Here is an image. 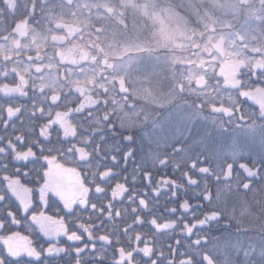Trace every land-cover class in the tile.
<instances>
[{
	"label": "snow or ice",
	"instance_id": "6c2138e0",
	"mask_svg": "<svg viewBox=\"0 0 264 264\" xmlns=\"http://www.w3.org/2000/svg\"><path fill=\"white\" fill-rule=\"evenodd\" d=\"M0 93V264H236L264 251V232L247 249L210 234L252 230L264 165L205 162L264 141V0H0ZM205 113L244 143L195 128ZM121 118L163 141L189 123L206 154L129 173L131 149L102 148Z\"/></svg>",
	"mask_w": 264,
	"mask_h": 264
},
{
	"label": "flooded vegetation",
	"instance_id": "af4514ba",
	"mask_svg": "<svg viewBox=\"0 0 264 264\" xmlns=\"http://www.w3.org/2000/svg\"><path fill=\"white\" fill-rule=\"evenodd\" d=\"M13 3H15V0H13ZM2 95L3 94L0 93V96ZM136 103L141 107L142 110L149 112L151 111V109L146 108V106L141 101L137 100ZM181 103L184 105L195 104L196 97L187 96L181 101ZM187 108L189 109V112L193 111L190 107ZM169 111L170 109L162 110L161 117H163L164 114L167 115ZM205 115L206 113L201 114L199 117L195 115L193 116L196 119H204ZM125 121L126 120H124V118H121L117 122V129L115 132L105 129L103 133L105 141L102 143V148L109 153L115 151L118 156L131 149L135 163L132 161L129 162V173H132L134 169L139 166L142 170L152 171L153 175L155 176L165 170L161 168L159 164V161L165 156H167L169 159V164L166 166L167 170L170 172L174 171L173 166L180 163L174 160L175 157L178 159L180 158V156L176 155L174 150V145L172 143L174 140L163 141L155 137L153 135V125L150 121L140 125L139 128L129 131L122 128V126L125 124ZM125 137H130V139H125ZM49 214L56 215V208L53 207L49 211ZM215 228H221V225H217ZM23 234L27 235L28 233L24 232Z\"/></svg>",
	"mask_w": 264,
	"mask_h": 264
},
{
	"label": "rangeland",
	"instance_id": "374dc122",
	"mask_svg": "<svg viewBox=\"0 0 264 264\" xmlns=\"http://www.w3.org/2000/svg\"><path fill=\"white\" fill-rule=\"evenodd\" d=\"M5 15H7V12H5ZM246 110H247V108H246ZM170 111H171V109H170ZM183 111L185 113H189V114L192 113V112H189V109L186 106L183 107ZM166 117H167V115L164 114V116L161 117V119L162 118L164 119ZM193 120H194V123H195V128H199V129H201V131H203L205 129H208V130L211 131V139L214 142H220V143L232 142L233 144H235V138H240L241 143H244V141L246 139L244 137V134H243V132H242V130L240 128H236V127H232V126H229V125H225L224 128L219 130L217 128L210 127V125H208V124H206L204 122L203 118L196 119L193 116ZM145 123H141L136 118H132L130 120H126L125 124H124V126H122V128H124V129L129 131V130H133V129L139 128L140 125L145 124ZM189 127H192V125L189 124V123L181 124L179 133H177L175 131V127L174 126L172 127V131L169 133V135L171 137L169 140L170 141L174 140L172 142L173 145H174V150L176 149L177 146H180V144H181L179 142V139L181 137H183V136L186 138L185 135L188 134L187 130H188ZM231 129L233 130V132H232ZM226 132L227 133L231 132V133L227 134ZM153 135L155 137H157L154 132H153ZM188 139L191 140L190 143L193 146H195V147L197 146L199 148L200 152L204 153L202 151V148H201L200 144L196 142L194 136L188 135ZM186 148L187 147H184L185 151L190 153L191 157H193L194 156L193 151H195V150H191L190 151V150H187ZM184 149L182 151H184ZM246 149L247 150H245V148L237 147L234 150L225 153L223 156H230L231 158H240V157H243V155H244V158L248 156V159L250 161L251 160H256V159H261L262 164H264V141L262 142L259 139H257V140L248 139L247 140V144H246ZM231 158H230V160H234V159H231ZM177 161H179V160H177ZM182 163H180V164H182ZM251 221L254 222L253 219H251ZM251 228L255 229L254 225H252ZM260 239H261L260 234L252 230L249 233H244V234H242L240 236L238 235L235 239L231 238L229 240L234 241L239 246L243 247L244 249H247L249 247L255 248L256 247V243L255 242L259 241ZM209 247L211 249H214L216 247V245H210ZM249 256H251V259H249ZM241 261H242V264H264V251H257L256 255H254V256L251 253H248V255H243L242 257H237L236 258V264H241ZM223 264H227L226 259L223 262Z\"/></svg>",
	"mask_w": 264,
	"mask_h": 264
},
{
	"label": "trees",
	"instance_id": "16d2710c",
	"mask_svg": "<svg viewBox=\"0 0 264 264\" xmlns=\"http://www.w3.org/2000/svg\"><path fill=\"white\" fill-rule=\"evenodd\" d=\"M232 132H233V130H232ZM230 133L231 132H228L227 134H230ZM185 136H186V138L183 136V137H181L179 139V142L181 143L180 147H181L182 150L184 149V147H187L186 149L190 150V151L191 150H195V151H193L195 157L194 156L191 157L190 153L185 151V149H184V151L181 150L180 152H176L175 151L176 155L180 156V158L178 159V158L175 157L174 160L175 161L179 160L177 162H180V163L183 162L181 165L184 166V167H186L188 160L196 159V157L198 158L200 155H205V153L200 152V150H199V148L197 146L195 147V146H193L190 143L191 140L188 139V134L185 135ZM229 157L230 156H223V155L220 156V157H210L205 162L210 164V165H212V166H216V165H219V164L223 163L225 160L232 161V162H238L240 160H244L245 162L251 164L252 166H256L258 164L259 165H264V164H262L261 159H256V160H251L250 161L248 159V156L244 158V155H243V157H240V158H231L230 157L231 159H234V160H230ZM174 171H175V168H174ZM243 179H244V177L241 175V182H242ZM254 183L256 185V188L253 189L252 196L254 197V199L256 201H259L261 203H256V204L253 205V211L254 212H253L252 216H250L248 218L247 223H248L250 228L252 227V225H254L255 229H253V231H255V232L260 234L261 232H264V183H261L260 181H255ZM161 199H162L161 202H160L161 203V210H163V204H164L163 197ZM251 219H253L254 222H252ZM234 229H235V225H233L232 228H228V229H225L223 227V225H221V228H214L210 234H211L212 237H214V236H216V233H217V236L220 233H223V237L224 238L235 239L238 235L235 234ZM249 232L250 231L242 232V233L239 234V236L244 234V233H249Z\"/></svg>",
	"mask_w": 264,
	"mask_h": 264
}]
</instances>
